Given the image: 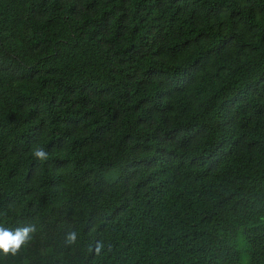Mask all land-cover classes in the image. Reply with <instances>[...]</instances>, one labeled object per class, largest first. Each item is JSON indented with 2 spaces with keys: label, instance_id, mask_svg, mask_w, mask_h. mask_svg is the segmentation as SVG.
Listing matches in <instances>:
<instances>
[{
  "label": "trees",
  "instance_id": "trees-1",
  "mask_svg": "<svg viewBox=\"0 0 264 264\" xmlns=\"http://www.w3.org/2000/svg\"><path fill=\"white\" fill-rule=\"evenodd\" d=\"M28 225L0 264H264V0H0V226Z\"/></svg>",
  "mask_w": 264,
  "mask_h": 264
},
{
  "label": "clouds",
  "instance_id": "clouds-1",
  "mask_svg": "<svg viewBox=\"0 0 264 264\" xmlns=\"http://www.w3.org/2000/svg\"><path fill=\"white\" fill-rule=\"evenodd\" d=\"M33 157L42 163L49 160V153L42 146H35L32 149ZM35 226L28 225L15 230H10L0 226V253L15 255L24 245L32 238V233L35 232ZM77 241V233L69 231L66 235V243L75 244ZM102 245L97 244L96 251L99 252Z\"/></svg>",
  "mask_w": 264,
  "mask_h": 264
}]
</instances>
